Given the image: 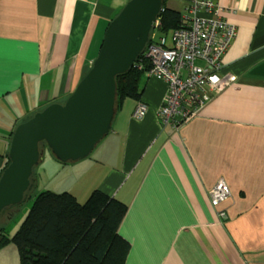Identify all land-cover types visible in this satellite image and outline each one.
<instances>
[{"label":"crops","instance_id":"1","mask_svg":"<svg viewBox=\"0 0 264 264\" xmlns=\"http://www.w3.org/2000/svg\"><path fill=\"white\" fill-rule=\"evenodd\" d=\"M127 1L0 0V176L17 124L67 99ZM192 1L166 6L183 13ZM215 1L237 28L220 69L236 80L195 116L165 125L167 84L144 73L140 96L117 106L110 132L75 170L83 199L100 189L127 205L124 264H264V0ZM220 179L231 193L214 207L209 190Z\"/></svg>","mask_w":264,"mask_h":264},{"label":"water","instance_id":"2","mask_svg":"<svg viewBox=\"0 0 264 264\" xmlns=\"http://www.w3.org/2000/svg\"><path fill=\"white\" fill-rule=\"evenodd\" d=\"M163 2L128 0L107 25L98 55L67 99L49 103L17 124L0 176V213L24 199L45 147L61 162L77 161L110 132L117 108L116 77L143 53Z\"/></svg>","mask_w":264,"mask_h":264},{"label":"trees","instance_id":"3","mask_svg":"<svg viewBox=\"0 0 264 264\" xmlns=\"http://www.w3.org/2000/svg\"><path fill=\"white\" fill-rule=\"evenodd\" d=\"M158 21L157 28L165 31L163 37L170 38L181 25L182 15L164 0ZM148 68L149 59L141 53L128 71L116 77L117 106L126 98L140 96V81ZM126 210L124 202L100 189L84 202L68 191L43 190L14 236L0 231V247L14 241L20 264H124L130 243L118 227Z\"/></svg>","mask_w":264,"mask_h":264},{"label":"built area","instance_id":"4","mask_svg":"<svg viewBox=\"0 0 264 264\" xmlns=\"http://www.w3.org/2000/svg\"><path fill=\"white\" fill-rule=\"evenodd\" d=\"M224 9L215 0H193L184 7L181 25L170 38L155 40L151 35L152 40L143 51L149 59L145 74L167 84L158 112L165 125H178L195 116L214 94L236 80L234 75L220 73L221 59L237 35L236 26L222 16ZM146 110L147 105L138 100L134 120L141 121ZM230 193L229 185L218 180L209 190L211 203L218 207ZM218 211L221 219L227 218L226 211Z\"/></svg>","mask_w":264,"mask_h":264},{"label":"rangeland","instance_id":"5","mask_svg":"<svg viewBox=\"0 0 264 264\" xmlns=\"http://www.w3.org/2000/svg\"><path fill=\"white\" fill-rule=\"evenodd\" d=\"M153 35L155 40H158L165 36V31L156 27ZM91 157L92 155L89 154L84 159L89 160ZM86 160L80 159L64 163L58 160L46 147L42 161L35 167V171L41 173L40 176L37 179L36 174H33L31 185L19 204L9 206L0 213V231L9 238L14 236L24 222L35 196L40 191L48 189L54 192H75L79 200H85L83 199L85 179H82V175L78 177L75 170L84 168ZM0 264H20L19 250L14 241H9L0 247Z\"/></svg>","mask_w":264,"mask_h":264}]
</instances>
